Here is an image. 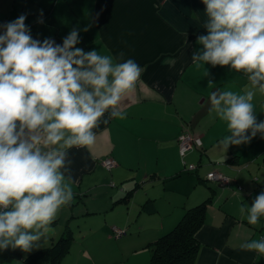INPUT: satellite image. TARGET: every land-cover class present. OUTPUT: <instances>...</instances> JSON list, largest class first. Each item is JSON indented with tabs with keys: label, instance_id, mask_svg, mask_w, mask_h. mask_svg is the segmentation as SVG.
<instances>
[{
	"label": "crops",
	"instance_id": "1",
	"mask_svg": "<svg viewBox=\"0 0 264 264\" xmlns=\"http://www.w3.org/2000/svg\"><path fill=\"white\" fill-rule=\"evenodd\" d=\"M204 9L201 0H0V23L27 14L33 38L51 37L58 44L73 27L90 26L80 32L78 47L117 59L123 52L144 69L121 102L125 118L101 123L93 130L92 146L70 151L74 200L58 212L54 232L23 257L71 230L70 251L80 235L75 243L89 259L98 260L95 251L111 248L117 254L103 264H149L150 243L172 229L187 208L212 197L195 235L200 243L195 264H264V255L240 248L264 238V217L254 226L239 213L264 191V138L258 133L227 150L219 144L230 132L227 122L209 113L208 97L216 90L243 94L248 81L229 66L191 61L200 47L197 35L207 34ZM41 10L43 24L37 23ZM252 103L257 121H264V95L257 92ZM184 130L203 141L185 156L187 163L199 164L195 172L186 170L179 152ZM107 158L116 165L106 167ZM213 170L229 176L230 183L207 180ZM145 203L154 211H142ZM115 227L125 233L117 237ZM6 263L25 264L19 258Z\"/></svg>",
	"mask_w": 264,
	"mask_h": 264
},
{
	"label": "clouds",
	"instance_id": "2",
	"mask_svg": "<svg viewBox=\"0 0 264 264\" xmlns=\"http://www.w3.org/2000/svg\"><path fill=\"white\" fill-rule=\"evenodd\" d=\"M201 2L207 34L197 35L191 61L229 66L248 81L243 94L216 90L208 97L209 113L227 122L230 135L219 141L227 150L258 133L264 138L252 103L257 92L264 95V0ZM26 19L0 23V250L29 252L54 232L58 212L74 200L70 151L92 146L101 123L125 118L121 102L144 69L123 52L117 59L78 47L90 26L73 27L58 44L33 38ZM239 213L257 225L264 191ZM240 248L264 255V238Z\"/></svg>",
	"mask_w": 264,
	"mask_h": 264
},
{
	"label": "trees",
	"instance_id": "3",
	"mask_svg": "<svg viewBox=\"0 0 264 264\" xmlns=\"http://www.w3.org/2000/svg\"><path fill=\"white\" fill-rule=\"evenodd\" d=\"M202 146L194 147L192 150L200 149ZM178 147L180 152L179 140ZM189 151L184 156L181 153L180 155L186 163V170L195 172L199 168V164L194 163V168H190L189 166L193 163L185 161V156ZM206 179L209 180L207 175ZM211 202L212 197L196 206L187 208L172 229L151 242L149 264H195L200 249V243L195 235L205 222L206 210ZM154 209L153 204L145 203L142 211L153 212ZM73 237L72 231L67 230L51 245L37 249L25 257H23L21 249L8 248L0 250V264H4L5 261L11 258L22 259L25 264H61L62 259L70 251Z\"/></svg>",
	"mask_w": 264,
	"mask_h": 264
},
{
	"label": "built area",
	"instance_id": "4",
	"mask_svg": "<svg viewBox=\"0 0 264 264\" xmlns=\"http://www.w3.org/2000/svg\"><path fill=\"white\" fill-rule=\"evenodd\" d=\"M178 140H179V146H180V153L183 156L186 154L187 151L192 150L194 147H201L203 145L201 137L198 135H194L189 130L182 131L178 137ZM103 163L108 168H112L113 166L116 165L115 160L112 158L105 159ZM189 167L194 168V164H191ZM207 178L209 180L216 181L222 184H229L231 181L229 176L217 170L210 171L207 174ZM114 232H115V235L119 237L125 233V230L115 227Z\"/></svg>",
	"mask_w": 264,
	"mask_h": 264
},
{
	"label": "rangeland",
	"instance_id": "5",
	"mask_svg": "<svg viewBox=\"0 0 264 264\" xmlns=\"http://www.w3.org/2000/svg\"><path fill=\"white\" fill-rule=\"evenodd\" d=\"M79 237H81V236L75 235L74 245L72 246V250L70 251L71 253L64 260V264H103V263H106L104 261L107 260L106 257L108 255L117 254V252L115 250L112 252L111 248H105L103 250H99V251L94 252L95 255L97 256L98 260L89 259L88 258V252H84L82 250L81 245L78 243H75V240ZM91 253H93V251Z\"/></svg>",
	"mask_w": 264,
	"mask_h": 264
}]
</instances>
